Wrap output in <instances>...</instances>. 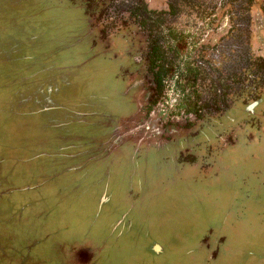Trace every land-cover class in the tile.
<instances>
[{
  "label": "rangeland",
  "instance_id": "374dc122",
  "mask_svg": "<svg viewBox=\"0 0 264 264\" xmlns=\"http://www.w3.org/2000/svg\"><path fill=\"white\" fill-rule=\"evenodd\" d=\"M94 1L0 0V264H264V95L155 146L204 89L173 67L148 117L140 44L98 39Z\"/></svg>",
  "mask_w": 264,
  "mask_h": 264
},
{
  "label": "flooded vegetation",
  "instance_id": "af4514ba",
  "mask_svg": "<svg viewBox=\"0 0 264 264\" xmlns=\"http://www.w3.org/2000/svg\"><path fill=\"white\" fill-rule=\"evenodd\" d=\"M89 6L94 10L91 16L95 15L90 25L98 29V39L128 37L140 44L137 58L144 64L148 117L162 98L173 67L192 73L184 87L201 84L204 89L201 109L191 108L187 115L182 112V124L177 123L181 127L168 115L160 124V133H150L152 138L158 136L155 146L172 139L165 135L168 127L187 132L223 115L235 103L255 104L264 95V45H255L253 28L258 23L264 30V0H95ZM184 42L192 55L187 66L180 51ZM204 78L208 84L204 85ZM209 129H202L207 137ZM223 135H212L221 138L219 147L234 143L231 134ZM124 221L119 219L112 227L120 237L129 224ZM161 252V247L158 253L153 250L155 255Z\"/></svg>",
  "mask_w": 264,
  "mask_h": 264
},
{
  "label": "water",
  "instance_id": "95a60500",
  "mask_svg": "<svg viewBox=\"0 0 264 264\" xmlns=\"http://www.w3.org/2000/svg\"><path fill=\"white\" fill-rule=\"evenodd\" d=\"M153 250H154L155 253H158L159 250H160V247L158 245H155L154 248H153Z\"/></svg>",
  "mask_w": 264,
  "mask_h": 264
}]
</instances>
